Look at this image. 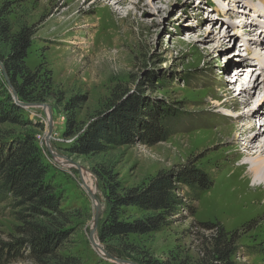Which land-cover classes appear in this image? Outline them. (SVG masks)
I'll list each match as a JSON object with an SVG mask.
<instances>
[{
  "label": "rangeland",
  "instance_id": "374dc122",
  "mask_svg": "<svg viewBox=\"0 0 264 264\" xmlns=\"http://www.w3.org/2000/svg\"><path fill=\"white\" fill-rule=\"evenodd\" d=\"M203 1H209L214 10L199 0H0V18L7 19L11 30L27 28L32 32L25 64L42 74L50 71L53 80V95L44 103L52 115L50 138L46 140L48 110L42 107L23 108L21 117L32 123L0 124V138L35 134L62 195L68 230L62 251L81 264H118L102 253L100 248L105 247L94 229L95 203L101 209L100 219L106 209L105 191L111 184L133 187L160 171L187 164L203 169L212 186L190 204L193 214L182 211L160 232L122 240L135 246L134 260H127L135 264L145 259L157 264H196L219 224L234 233L240 252L234 258L237 264H264V210L259 208L262 203L250 201L255 193L252 187L245 185L238 192L234 188L238 184L234 176L247 173V167L239 165L247 151L232 128L249 121L240 113L243 106L253 112L264 96L256 89L252 98L250 91L249 103H243L246 93L237 87L241 80L235 86L230 81L235 74L230 72L233 64L239 67L244 62H257L255 54L236 60V55L243 57L238 53L242 47L236 46L239 41L245 46V40L250 44V38L264 41V34L253 36L250 30L245 31L260 24L264 6L258 0H237L236 8L230 0ZM244 2L252 10L250 14L237 11ZM241 15L246 20L238 24ZM226 29L228 40L237 37L218 46L212 36H222ZM0 49L6 53L7 47L1 45ZM254 76L255 71L251 79ZM4 82L0 69V85ZM4 87L12 95L6 83ZM129 94L136 95L143 106L163 104L174 109L179 115L174 133L152 146L136 142L104 153H71L78 131L118 97ZM73 99L80 103L70 108ZM214 101L224 107H215ZM258 110L255 108L256 114ZM69 118L75 122L70 136ZM36 120L42 121L43 129L34 126ZM221 130L227 131L226 136ZM253 136L248 131L246 138ZM257 145L254 142L253 146ZM83 173L93 192L82 181ZM16 224L11 209L1 203V243L18 237ZM91 233L100 247L93 245ZM2 263L37 264L26 255L10 256Z\"/></svg>",
  "mask_w": 264,
  "mask_h": 264
},
{
  "label": "trees",
  "instance_id": "16d2710c",
  "mask_svg": "<svg viewBox=\"0 0 264 264\" xmlns=\"http://www.w3.org/2000/svg\"><path fill=\"white\" fill-rule=\"evenodd\" d=\"M199 1L214 10L209 1ZM31 37L29 29L13 32L7 19L0 18V46L7 47L6 53L0 49V61L17 100L46 103L53 95V80L50 71L42 74L25 64ZM242 59L236 55V60ZM5 83L0 85V124L32 123L21 117L23 107L13 99ZM79 103L73 99L68 106L78 107ZM175 112L163 104L143 106L133 94L120 96L78 131L69 150L83 155L104 153L136 142L152 146L174 133L179 118ZM33 124L38 129L44 127L39 120ZM67 128L70 130L67 134L73 135V118L68 119ZM211 183L203 169L187 164L176 170L160 171L133 187L111 184L105 191L106 209L97 225V238L109 255L134 260L135 246L121 241L130 235L160 232L182 211L193 214L190 204L198 201ZM61 200L59 184L43 159L35 134L0 138V204L11 209L18 235L12 241L0 242V264L10 256L25 255L37 264H81L75 256L62 251L68 230ZM219 227V224L215 227L218 229L209 237L208 246L196 264H237L234 258L240 252L234 233ZM142 264L157 262L145 259Z\"/></svg>",
  "mask_w": 264,
  "mask_h": 264
},
{
  "label": "bare ground",
  "instance_id": "6f19581e",
  "mask_svg": "<svg viewBox=\"0 0 264 264\" xmlns=\"http://www.w3.org/2000/svg\"><path fill=\"white\" fill-rule=\"evenodd\" d=\"M105 1L107 3V2H110L111 0H105ZM120 1H123V0H116V2H120ZM226 1H228V0H226ZM258 1H259L260 4H263V6H264V0H258ZM229 2H231V7L232 8H236V6H238L237 5V0H232V1L230 0ZM242 5L244 7H241ZM242 5L238 7L239 9H237V11H242L243 12L245 10V12L247 14H250V12L252 10L249 8V5L247 3H245V2ZM242 8H244V9H242ZM221 10H223V9L221 8ZM72 19H70V20H72ZM238 19H239V21H237L238 24L239 23H244L243 19H245V15L239 16ZM258 21L260 23H262V24H259V25H255L254 24L253 26H250V27H252L251 29L250 28H245V31L249 32V30H252L253 28H259V30H261L260 33L264 34V16H262L261 19L258 20ZM69 24H71V23H69ZM55 27H58V24L55 25ZM71 27L72 26H70V28ZM221 28H222V25L220 26V29ZM56 29H58V28H56ZM220 29L217 32V34H219ZM258 31H256V32H258ZM55 32H56V30H55ZM60 32H62V31H60ZM251 34H253V33H251ZM222 36L224 38H222ZM222 36L221 35H218L216 37L212 36V38L215 39L216 44H218V46L219 45H223V46L226 45L225 41L228 38L227 29L225 31H223V35ZM235 37H237V36L234 35L232 37L233 41H235ZM232 39H229V40L227 39V40L231 41ZM220 41H222V42H220ZM249 41L252 43V45H251L252 49L250 48V50H247V54L246 55L249 54V56H250L252 54V57H253L254 54H255L254 59L257 62H252V61H249V63L248 62H244V63L239 64V67H235L234 64H233L231 66V68H230L231 69L230 72H234L235 73L233 75L234 79L230 80V81H232V83L235 86V83L238 80H241V82H239L240 85L238 83L237 87L240 88V91L242 90L241 92H245L246 93L245 99L243 100V103H249L248 99L251 98V97H249L250 91H251V94H252V98H253V93H254V91L256 89L261 90V92H263V96H264V46H263L264 45V41H258V40L255 41V40H251V38H250ZM244 43H245V47H246V45L247 46L249 45L248 43H246V41H244ZM257 49H259L258 50L259 52L256 51ZM241 51H244V49L241 50ZM255 52H257V53H255ZM254 71L256 73V76H254L253 79H251L252 73ZM225 94H227V92H225ZM241 94H243V93H240V95ZM232 101H234V100L232 99ZM219 102H217V101L213 102L215 107L217 106V108L218 107H222L223 108L224 104L223 103L221 104ZM257 107L259 108V110H258L259 112H257V114H256L255 108L258 109ZM248 108L249 107H247V106H243V108L240 111V113L244 114L242 117L248 116V120L249 121H246L247 122V123L245 122L246 124L242 122V124L238 125L237 127H233L232 126V128L236 129V133H238L237 135H235V137L237 139H241L242 144L240 143V145H242V148H244V150L247 151V154L244 157V159L242 160V163L239 164L241 167H247V170H246L247 173H243V174H241V176H240V174L234 176V181L236 182V184L238 183L237 185H234V188L238 192V189H241V190L243 189L244 190L245 185H246V187L247 186L248 187L249 186L252 187V188H250V190L251 189L254 190L255 193L253 192L254 195L251 196L250 201H252L253 204L254 203H258V202L262 203L261 205H259V208L264 210V198H261V197H264V100H263L262 104H258L257 103V106H255V108L253 109V112H251V110L248 109ZM249 112H251V114ZM255 114H256V117H254ZM225 115L230 116L231 114L227 113ZM251 116H253V117H251ZM261 119H262V122H260ZM248 131H250L251 133H254V136L252 138H246ZM220 132H221V135H223V136H226V134H227V131H224V130H221ZM254 142H258V145L255 146V147L253 146ZM253 148H257V150L254 153L249 154V152H251V150ZM87 179H88L87 176H85L84 173H83L82 181H84L85 186L88 187L91 192H93V190L91 189L92 188L91 187V181L89 182ZM224 187H225V185H224ZM232 193H234V192H232ZM258 198H261V200H258ZM217 207H219V206H217Z\"/></svg>",
  "mask_w": 264,
  "mask_h": 264
},
{
  "label": "water",
  "instance_id": "95a60500",
  "mask_svg": "<svg viewBox=\"0 0 264 264\" xmlns=\"http://www.w3.org/2000/svg\"><path fill=\"white\" fill-rule=\"evenodd\" d=\"M0 69H1V73H2V76L7 84V86L10 88V91L12 93V97L13 99L18 103V105H20L21 107L23 108H27V107H42L43 109H47L48 110V115H47V121H48V130H47V133H46V140L50 138L51 136V133H52V130H53V123H52V115H51V112H50V108L45 105L44 103H23V102H20L17 100V94L15 92V90L12 88V85L7 77V74L5 72V69H4V66L2 64V62L0 61ZM93 197H94V194H92ZM100 214H101V209L98 205V203H95V219H94V229L96 228L97 229V225H98V221H99V217H100ZM91 241L93 242V245H95L96 247H100L99 244H97L95 242V240L93 239V235L91 233ZM102 253L106 256L107 259H109L110 261H114L118 264H135L127 259H116L115 257L109 255L108 253L105 252V250H103L102 248H100Z\"/></svg>",
  "mask_w": 264,
  "mask_h": 264
}]
</instances>
